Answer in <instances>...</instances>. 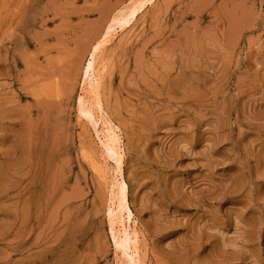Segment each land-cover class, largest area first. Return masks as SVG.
<instances>
[{"label":"rangeland","instance_id":"obj_1","mask_svg":"<svg viewBox=\"0 0 264 264\" xmlns=\"http://www.w3.org/2000/svg\"><path fill=\"white\" fill-rule=\"evenodd\" d=\"M138 1L0 0V264L126 262L80 98L142 264H264V0Z\"/></svg>","mask_w":264,"mask_h":264},{"label":"bare ground","instance_id":"obj_2","mask_svg":"<svg viewBox=\"0 0 264 264\" xmlns=\"http://www.w3.org/2000/svg\"><path fill=\"white\" fill-rule=\"evenodd\" d=\"M144 3H147V0H139L138 2H134V5L129 8L128 12H125V14L121 15L120 17L118 16L119 18L117 19L114 18L116 20L114 23L112 22L113 24L111 25L110 29L115 31L117 27H122L129 24L138 15L141 7H145ZM96 57L97 55L95 53L86 66L84 73L85 80L88 82L91 93L95 94L97 93L100 79V76L96 74L98 71L95 68ZM84 101L85 100H83V98H80L81 113L90 121L99 134L101 145L103 147L104 153L107 156V160L113 161L116 167V169L113 170L115 174L114 176L112 175L113 180L111 183L112 192L117 189L116 194L114 193L115 195L113 194L114 196H112L113 198L116 197V199H118L116 202L114 201L115 203L113 202V206L115 207L113 208V216L111 219L112 236L114 237L117 248L121 250L122 255L126 260L125 264H142V262L139 260L140 255H138L139 250L137 248V235L135 231L136 227L135 224L133 225L135 221H133V213L130 209L127 198V185L123 178V154L121 151V138L117 132L118 129L116 130V128L111 123H108L105 119L101 120L103 117L99 119L91 109L92 107L89 108L90 106H85Z\"/></svg>","mask_w":264,"mask_h":264}]
</instances>
